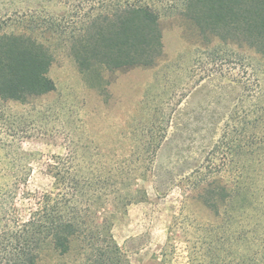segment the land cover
<instances>
[{"label": "rangeland", "instance_id": "374dc122", "mask_svg": "<svg viewBox=\"0 0 264 264\" xmlns=\"http://www.w3.org/2000/svg\"><path fill=\"white\" fill-rule=\"evenodd\" d=\"M155 2L163 43L155 65L94 75L80 72L62 34L49 32L52 13L85 11L87 0H0V33L34 27L53 54L55 84L27 103L0 101V264H14L23 247L15 230L38 200L57 194L55 171L139 188L126 208L111 188L94 197L106 216L119 209L112 234L130 264H154L171 226L172 262L186 263L193 227L216 221L188 198L204 179L247 181L258 201L242 203L237 228L255 235L256 209L264 224V59L244 46L202 44L180 13L183 0ZM74 21L54 22L69 31ZM39 261L80 264L52 253Z\"/></svg>", "mask_w": 264, "mask_h": 264}, {"label": "trees", "instance_id": "16d2710c", "mask_svg": "<svg viewBox=\"0 0 264 264\" xmlns=\"http://www.w3.org/2000/svg\"><path fill=\"white\" fill-rule=\"evenodd\" d=\"M155 3L87 0L85 11L78 6L72 11L52 13L54 21L66 16L75 21L69 31L52 21L49 32L53 36L62 34L83 74L149 68L163 50L160 13ZM180 13L191 23L202 44L219 41L244 46L264 59V0H183ZM33 29L0 33L1 102L27 103L55 90L49 77L53 54ZM49 172L52 174L51 168ZM52 177L57 194L52 197L45 193L29 218L15 230L23 247L16 253L14 264H40L42 253L73 258L80 264H130L112 234L114 214L119 209L115 207L114 213L106 216L104 206L95 208L94 197L106 199L111 188V194L126 208L135 201L134 193L139 188L131 191V181L119 189L118 180L66 176L59 171ZM247 183L236 177L231 185L221 178L204 179L195 185L199 192L189 200L214 214L216 221L193 227V237L184 240L188 250L185 264H264V224L258 210L253 217L255 235L251 231L248 237L241 226L237 228L246 210L242 203L255 206L258 201L256 192L246 193L251 188ZM171 227L166 244L153 256L154 264H175L171 242L176 234Z\"/></svg>", "mask_w": 264, "mask_h": 264}]
</instances>
